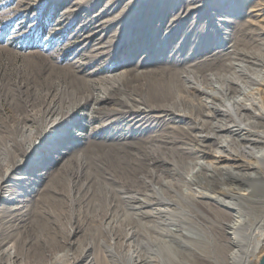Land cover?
<instances>
[{"label": "bare ground", "instance_id": "obj_1", "mask_svg": "<svg viewBox=\"0 0 264 264\" xmlns=\"http://www.w3.org/2000/svg\"><path fill=\"white\" fill-rule=\"evenodd\" d=\"M146 1L129 0L117 11L120 1L111 0L94 16L88 17L86 13L80 25L87 33L81 43L87 47L93 45L92 51L85 58L80 56L77 62L69 63L64 75H57L59 67L50 65L48 78L56 75L57 83L51 81L45 90L36 83L34 90L27 87L16 99H10L14 114L6 124L0 123V140L6 139L0 151V202L15 205H4L0 209V264H37L30 256L37 250L42 263L53 257L64 264H189L190 261L194 264H264V94L261 88L252 87L264 85V25H258L261 21L258 17L264 15V0H250L248 12L239 10V16L247 14L249 19L245 21L220 18L213 11L216 20L232 27L223 38V41L233 42L229 46L224 47L218 33L214 35L209 31L201 36L199 43L189 46L182 41L169 50V40L178 35V26L186 19L176 12L171 25L176 24L168 31L162 45L147 53L141 49L140 53L146 57L139 67L97 79V70L81 75L92 62L110 57L112 52L114 55L137 39L138 30L142 32L141 38L154 46L162 34V26H158L157 33L149 32L157 22L154 16L147 27L143 26L144 16L151 15ZM189 1L183 8L186 17L192 12L201 17L215 8L218 13L224 6H230V0ZM91 3L75 4L73 10L81 16L83 12L79 11ZM168 5L167 1L157 6L162 12L159 22L170 12ZM121 21L118 30L105 38H96V32ZM187 49L191 53L185 56ZM199 52L201 55L197 56ZM154 57L155 61L149 63L148 59ZM127 63L128 60L122 64ZM115 70L117 68L112 71ZM41 93L50 101L42 110L41 126L35 130L28 123L36 121V117L31 118L28 112L41 106ZM8 94L10 92L5 96ZM210 98L219 100V104L209 106ZM108 101L120 107H106L104 103ZM90 103L92 110L83 115V119L92 123L100 116L107 117L100 126L91 128L92 134L127 120L119 129L127 128L129 136L140 134L139 143L119 139L116 148L121 149L120 152L106 153L91 162L84 150L88 151L95 144L92 140L84 150L72 151L67 159L62 157L42 187H31L37 180L30 183L29 177L15 178L29 180L23 189L25 192H18L15 189L18 184L10 179L9 173L32 165L28 153L46 146L44 142L51 144L47 147L48 153L54 150V143L67 137L69 126L77 124L76 110ZM187 118L194 124H185ZM139 128L140 133L136 132ZM212 143L218 146L212 148ZM4 153L9 157L8 162L4 160ZM208 157L212 159L202 160ZM104 160L112 164L97 175L92 166L105 165ZM223 162L227 164L220 165ZM4 170L7 175L2 174ZM83 170L85 178L80 180ZM131 176L136 184L126 182ZM231 182L238 184L228 189L220 186L234 185ZM30 189L33 195L28 198ZM108 196L122 203L115 212L125 211L123 223L107 222L104 226L83 218L81 226V208L79 214H75L84 198L87 197L89 215L94 220L97 205L103 206ZM17 202L22 205L18 206ZM107 206L105 204L106 215H112L109 211L112 206L110 209ZM235 211H245L246 217L238 220ZM132 224L136 230L130 233L125 227ZM177 225L187 230L183 237L188 246L180 257L166 250L164 245L165 238L176 231L171 227ZM81 227L83 237L73 240ZM109 232L118 239L115 245L104 238ZM132 236L143 237L147 245L152 246L145 257L131 249L124 252Z\"/></svg>", "mask_w": 264, "mask_h": 264}, {"label": "rangeland", "instance_id": "obj_2", "mask_svg": "<svg viewBox=\"0 0 264 264\" xmlns=\"http://www.w3.org/2000/svg\"><path fill=\"white\" fill-rule=\"evenodd\" d=\"M84 1L92 2V3L89 6L82 8L79 11L80 13L83 12L81 16H79L78 14L76 15L77 12L73 10L75 8L74 5L81 3L83 4ZM109 1L111 0H100V1L98 0H91V1L90 0H0V114H1L0 123L1 124H6L11 120L14 111L10 107L9 102L10 99L11 100L16 99L20 95L18 93H21V91H24L25 89H27V87H29L30 90H34L37 84H38L37 86H40L41 89L45 90L46 86L50 84L51 81L57 83L56 75H53L54 76L53 79L48 78L50 73L49 72L50 67L52 65L59 67L57 75H64L65 73H67L66 66L69 63L72 62L74 63L75 61L77 62L80 59L78 58L80 56H83L81 58H85V56L92 51L93 45H89V47H87L88 45L81 43L83 38L86 36L87 32L85 30L84 31L81 30L80 24H82L84 20L83 16L86 13L89 15L88 17L94 16L102 8H105ZM119 1L120 3H118L117 5L118 6L117 11H120L121 8L124 5H126V3L129 0H119ZM167 1L169 2L168 6L170 12L167 14L164 20L162 19L159 22V16L161 15L162 12H159L157 10V6H160L161 4ZM187 1L190 2L189 0L146 1V6L148 5V7L150 8V12L148 14L151 15L144 16L143 19L144 21L142 22L143 26L147 27V24L151 22L153 16L155 20H157V22L154 25L152 31L149 30V32H151V34L157 33L158 26L159 25L162 26L161 29L162 34L159 35L160 38L156 40L154 46H151L148 42H145L141 38L142 32L138 30L136 32V35H138L137 39H135L134 41L132 40V42L131 41L128 42L127 45L124 44L125 46L120 51H115L114 55L112 52L110 54V57L108 55L94 62L91 61L92 63L87 68L81 71V75H89L92 71L97 70L96 73H98V75H95L97 79L98 77L104 78L114 73L125 71L127 68L139 67L142 59L146 57L144 53H147V51L149 52L153 47L159 48L162 45L163 40L166 39L168 31H170V29L176 24L173 23V25H171L173 22L172 21L173 14L176 12L181 13L182 16H184L186 19L183 23L179 24L178 28L180 31L178 35H176L175 38L169 40V44H168L169 50H171L172 47L174 48L175 46L180 45L182 41H185L186 45L199 43L203 38L201 36L207 34L209 31L214 35L218 33L217 35L219 36L218 39L220 43L223 44L224 47L229 46L233 42L230 43V41L228 40L223 41V38L226 37L225 32H229L232 29V27L225 25L221 20H216V16L220 18H227L229 20L236 19L237 21L240 20L245 21L249 19L246 13L243 14L242 16H239L238 14L240 9H245V12L246 11L248 12V3L250 0H230L229 7H227V5L226 6L223 5L224 6L223 10H220V12L218 11V13H217L218 9L217 10L216 8L210 9L206 13L207 16L204 15L201 17L198 16V14L196 15V12H192L188 17H186L187 15L186 11L183 12V8L186 6V4H188ZM209 1L214 3L213 0H209ZM95 4L96 6L93 7V5ZM175 4L178 5L175 7ZM180 6H182V9H180L181 8ZM86 8L89 9L85 11ZM141 10H143V8ZM213 11L216 12L217 14L216 16H213L214 13ZM234 11L236 13L232 14ZM253 13L259 14L260 12H253ZM226 14L229 16H226ZM258 18L259 20H261L258 22V25L263 27L264 15ZM86 19L87 17H85V20ZM121 23H123V21L105 30L96 32L95 33L96 38H101V37L105 38V36L111 34L112 31L118 30V27L121 25ZM143 31L146 32L148 30L144 29ZM128 40L129 38L126 39V41ZM214 47H216V44ZM141 49H145L144 51L146 52L140 53ZM190 53H191L190 49H187L183 53V55L188 56ZM198 55H201V52L197 53V56ZM111 57L113 58L112 60L110 59ZM126 60H128V63L126 65L122 64ZM148 61L149 63H153L155 61V57L149 58ZM252 66L256 68L255 65ZM105 68L106 70H104ZM114 68H117V70L112 71ZM76 81L79 82L80 80H76ZM252 87L261 88L260 91H263L262 94H264V85H261L260 87V85L258 84V85H253ZM206 90L211 91L210 88H207ZM9 92L10 94L5 96L6 93ZM201 95L202 94H200V96ZM48 101H50V98H46L44 93H41L40 101H39L41 106H39L36 109L29 110L28 114L30 115V117L31 118L33 116L36 117V121H32L28 123V126L30 128L37 130L41 126L40 119L43 118V115L41 116V114L43 113L42 110H44V107ZM104 104L106 107H111V106L120 107L119 105L113 103L112 101H108L107 103ZM218 104H219V100L213 98L209 99V106H215ZM91 106L92 103L87 104L86 106H84L79 110H76V114L74 115V117L77 118V124L69 126V129H71V134H69L68 132L67 137L64 140H62L61 142L54 143L56 146L54 150L48 153L47 147H50L51 144L47 141L44 142V144H47L46 146L44 145L43 147H38L34 152L28 153L29 154L28 157L33 161L32 165H28V166L25 165L22 168H19L14 172L9 173L10 179L16 181L18 184V186L15 187V189L18 192L20 193L25 192L23 189L26 187V184L29 182V180L20 181V180H15V178H18L20 176L29 177L30 179H32L30 183L37 180L36 183H34L31 187L33 186L42 187L43 184L46 182V180H48V175L55 168L59 166L62 157L67 159L71 156L72 151L74 153L77 152L78 149L84 150L85 147L88 146L87 145L88 142H91L92 140H95V144L89 147L88 151L86 149L84 150V154L87 155L86 158L89 159V161L91 160V162L92 161L94 162L96 158L99 159L101 155H105L106 153L114 154V152L117 151L120 152L121 149L116 148L119 144L118 143L119 139L121 142H126L128 140L127 142L130 143L131 142L139 143V140L141 139L140 134L138 135L131 134L129 136L128 135L129 131L127 128L124 130L119 129L121 124L127 123V120H123L120 124L113 126L109 129L98 130L96 132L97 134L96 133L92 134L91 128L93 126H100L103 123L104 119H106L107 117L104 118L100 116L96 121L92 123H90L87 119H83V115L89 113L92 110ZM38 109H41V112ZM205 110H206L205 112L209 111V109H205ZM56 117L57 115L54 116V118ZM206 119L210 120L211 117H206ZM185 122H186L185 124H189V125L194 124V121L190 120L189 118H187ZM136 125H140V124L137 123ZM161 125L164 126L165 122H161ZM69 129L67 131H69ZM136 132L140 133L142 131L139 128L136 129ZM81 133L85 134L83 135L84 137L81 136ZM5 144H6V139L0 140V151L4 149ZM212 144H213L212 148H216L218 146L217 144L215 145L214 143ZM63 150L68 152V154L63 153L65 152ZM137 150L138 149H136V151ZM3 157L6 162L9 161V157L7 154L4 153ZM211 159L212 157H208L202 160L206 161ZM105 162H106L105 165L98 163L97 164L95 163L94 165L92 164L93 165L92 167L94 168V171L97 172L96 173L97 175L101 171L105 172L107 168L110 167L109 163L112 164L110 161L109 162L105 161ZM226 164L227 163L223 162L220 165H226ZM33 167L34 169L32 170ZM46 172L48 174H46ZM2 174L7 175L6 170H4ZM82 175L83 177H81L80 180L81 179L84 180L85 170H83ZM120 182H124V181H120ZM126 182L130 184L137 183L133 178V176L128 178ZM9 183H11V181ZM231 184L234 185H229L228 187V185L221 184L220 186L222 189L223 188L228 189L230 188V186L231 187L236 186V184L238 183L231 182ZM242 187L246 188L248 186L242 185ZM29 192H30L29 196H27L28 198L33 195L31 189L29 190ZM108 197L105 199V201L102 199L105 202L103 206L102 204L100 205V207L99 205H97L98 207L96 206L97 216L96 215L94 216V220H92L91 215H89L91 213L90 211H88V203H86L88 200H85L87 199V197L84 198V201L77 206L78 210H76L77 212L75 214V215L79 214V210L81 208L82 211L81 212L82 214L80 216L81 226L84 225L83 218L88 219V222L94 221L95 224L97 225L103 224L104 226H107V222H112L114 223V225H119L121 224V222L123 223L124 221L123 217L125 218V213H124L125 211L115 212L117 207L119 205H122V203L119 202L118 199L112 196H108ZM142 197L143 196H141L140 198ZM99 202L101 201H98V203ZM105 204L106 206L108 204L109 209L112 206L111 209L109 210L112 211V215L109 216L106 215L105 210L107 208H105ZM240 204L244 205V203L241 202ZM4 205L11 207L12 205L15 204L1 201L0 209ZM17 205L21 206L22 204L20 202H17ZM134 205H137V203L135 202ZM129 210L131 211L132 209ZM169 210H172V207H169ZM84 214H86L87 216ZM236 214L238 220L240 219L242 220L246 217L245 211H243V213L242 211L241 212L238 211L236 212ZM117 220H119L120 222H118ZM88 222L87 220H85L86 224ZM177 223L181 224V222H177ZM40 224L42 225L43 222ZM178 225L171 227L176 231H174L173 236L171 235L165 238L164 245L166 250H169L174 254H176V256L180 257L183 256L182 254L187 248L188 243L185 242V239L183 237L184 234L183 232H186L187 230L179 229ZM125 228L127 229V231L129 230L128 232L130 233H133L134 228L136 230V227L133 226V224L131 226H126ZM82 229L83 227L78 229L76 235L72 237L73 240H79L83 237V232H81ZM115 237H116L115 234H113L112 232H109L108 235L104 236V238L113 245H115L118 240L115 239ZM149 246L147 245V241L145 238L143 237L138 238L137 236H132V238L128 240L124 252H127V250L129 252V249H131L132 252L134 250L135 254L140 253L142 256L145 257L149 252L148 250L152 248L151 245ZM58 253L60 254V251ZM30 256L32 257V259H34V261H36L35 263L37 264H64V262L57 261L53 257L48 258L44 263H42L40 261L39 250L32 251ZM186 263L188 264V262ZM189 264H194V263L193 261H190Z\"/></svg>", "mask_w": 264, "mask_h": 264}, {"label": "snow or ice", "instance_id": "obj_3", "mask_svg": "<svg viewBox=\"0 0 264 264\" xmlns=\"http://www.w3.org/2000/svg\"><path fill=\"white\" fill-rule=\"evenodd\" d=\"M69 134H71V129H69Z\"/></svg>", "mask_w": 264, "mask_h": 264}]
</instances>
